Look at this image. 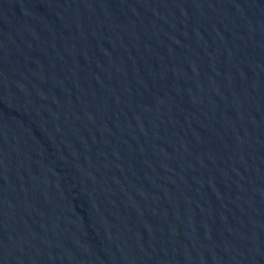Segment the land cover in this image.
Segmentation results:
<instances>
[{
	"label": "water",
	"instance_id": "obj_1",
	"mask_svg": "<svg viewBox=\"0 0 264 264\" xmlns=\"http://www.w3.org/2000/svg\"><path fill=\"white\" fill-rule=\"evenodd\" d=\"M0 264H264V0H0Z\"/></svg>",
	"mask_w": 264,
	"mask_h": 264
}]
</instances>
